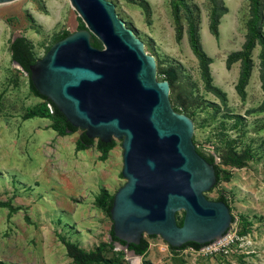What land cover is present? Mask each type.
I'll list each match as a JSON object with an SVG mask.
<instances>
[{"label":"rangeland","instance_id":"374dc122","mask_svg":"<svg viewBox=\"0 0 264 264\" xmlns=\"http://www.w3.org/2000/svg\"><path fill=\"white\" fill-rule=\"evenodd\" d=\"M107 1L156 59L158 81L174 79L173 108L187 105L181 110L194 122L196 148L214 155L221 170V181L205 195L211 201L224 195L234 222L221 241L199 251H172L160 236L148 235L149 249L141 257L108 247L113 225L108 200L126 183L122 142L116 140L107 156L97 141L78 149L83 131L64 135L40 115L45 102L11 56L15 33L41 59L59 35L78 31L83 22L69 0H17L0 5V264H264L262 43L251 52L244 99L237 86L246 63L239 59L228 66L230 55L246 44L250 0H186L212 61L211 86L191 49L188 23L184 15L177 20L171 0ZM215 5L219 13L227 9L218 36L210 30ZM260 28L264 36V23Z\"/></svg>","mask_w":264,"mask_h":264},{"label":"water","instance_id":"95a60500","mask_svg":"<svg viewBox=\"0 0 264 264\" xmlns=\"http://www.w3.org/2000/svg\"><path fill=\"white\" fill-rule=\"evenodd\" d=\"M14 1L0 0V5ZM69 1L85 28L37 59L30 66L31 80L87 138L122 142L126 183L115 193L110 214L114 235L126 247L115 243V248L136 256L128 248L145 235L160 236L177 249L222 240L233 221L230 207L206 197L217 183L215 166L197 152L194 122L173 108L170 83L157 79L156 59L146 54L113 3ZM18 37L15 33L12 40Z\"/></svg>","mask_w":264,"mask_h":264},{"label":"trees","instance_id":"16d2710c","mask_svg":"<svg viewBox=\"0 0 264 264\" xmlns=\"http://www.w3.org/2000/svg\"><path fill=\"white\" fill-rule=\"evenodd\" d=\"M215 0H212L214 3ZM172 6L177 14V20L181 21L182 15H184V19L188 23V37H189V43L191 46V49L197 59L200 61V66L203 72V75L206 77V84L208 86H211L212 80L210 76L209 67L212 63L211 59L205 54V52L202 49L201 43H200V37H199V30L196 25L193 23V10L189 6L186 0H171ZM227 9L223 7L221 13H219L218 7H214L212 10L211 16H210V30L212 34L215 36H218V27L220 24V18L225 14ZM250 15L251 20L248 24V35L246 44L244 46V49L241 52L234 53L230 55L228 58V66H230L235 60L241 59L246 63V66L248 68L247 72L242 74L241 79L239 81V84L237 86V90L240 94V96L244 99L245 98V88L247 86V82L249 80L250 76V63H251V52L254 50V48L257 45V42L262 43L263 51H264V36L261 32L260 24L264 23V3L262 0H250ZM85 25L81 24L79 26V30L84 29ZM178 38H182L184 35V27L182 24L179 25L177 29ZM71 33L66 31L59 35L56 39V42L65 39L68 37ZM92 43L95 47L101 49L102 44L95 38H92ZM11 56L12 61L18 63L21 68L28 74L29 78V84L32 92L37 97L41 98L45 105L43 106V110L41 111L40 115L44 118L53 120L55 127L57 130L62 132L64 135H72L76 132L80 131V129L73 127L65 118V116L58 110V108L46 97L40 95L38 91L34 88L32 80H31V72H30V66L35 64L37 61V57L35 56V53L33 51L32 46L29 44V42L24 37H18L14 41L11 42ZM171 89H173L175 81L174 79L167 78ZM181 108L185 111L187 110V105H181L174 106L175 111L182 113L183 111ZM96 140H91L86 137L85 132L83 131L79 140L77 141V148L80 150L87 149L89 147H92L95 145ZM117 143L115 140H113L109 144L101 143L100 141H97V149L102 152V156H107L111 150H113L116 147ZM197 152L207 160L208 163L215 166L216 169V176H217V183L219 184L221 181V170L219 169L218 165L215 163L214 156L211 154H207L203 152L201 149L196 148ZM215 185V186H216ZM114 201V195L110 196L107 204V214L111 218L110 210L112 208ZM216 201H224L228 206L229 203L227 201V198L224 195H221ZM230 207V206H229ZM184 220V214L181 219H178V225L182 226ZM234 222V218L233 221ZM150 237V236H149ZM110 242L108 244V247L113 249L115 251V243H119L126 247V243L123 241H120L117 237L114 235L113 225L110 232ZM207 245H199L195 243H188L184 246H182L180 249L173 248L170 246L172 251H179V250H185L187 248H192L195 251L201 250L204 246ZM149 249V242L143 238L141 243L139 245H133L131 244L128 248L130 252H134L136 256H144L148 252ZM121 255H124V252H117ZM116 261L114 260H108L105 264H114Z\"/></svg>","mask_w":264,"mask_h":264},{"label":"built area","instance_id":"2783aa9c","mask_svg":"<svg viewBox=\"0 0 264 264\" xmlns=\"http://www.w3.org/2000/svg\"><path fill=\"white\" fill-rule=\"evenodd\" d=\"M213 156H214V155H213ZM215 158H216V157H215ZM220 241H221V240H220ZM115 250H116V251H121V252L126 253V251H125L124 249H120V248L116 249V248H115ZM134 257L137 258V256H134Z\"/></svg>","mask_w":264,"mask_h":264},{"label":"bare ground","instance_id":"6f19581e","mask_svg":"<svg viewBox=\"0 0 264 264\" xmlns=\"http://www.w3.org/2000/svg\"><path fill=\"white\" fill-rule=\"evenodd\" d=\"M53 14H55V13H53ZM56 17V16H55Z\"/></svg>","mask_w":264,"mask_h":264},{"label":"flooded vegetation","instance_id":"af4514ba","mask_svg":"<svg viewBox=\"0 0 264 264\" xmlns=\"http://www.w3.org/2000/svg\"><path fill=\"white\" fill-rule=\"evenodd\" d=\"M205 247V246H204Z\"/></svg>","mask_w":264,"mask_h":264}]
</instances>
